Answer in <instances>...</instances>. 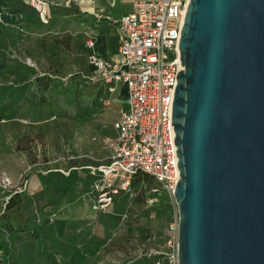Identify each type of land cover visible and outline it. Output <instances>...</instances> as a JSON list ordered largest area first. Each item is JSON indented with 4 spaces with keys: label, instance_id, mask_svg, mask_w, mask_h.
Wrapping results in <instances>:
<instances>
[{
    "label": "rangeland",
    "instance_id": "1",
    "mask_svg": "<svg viewBox=\"0 0 264 264\" xmlns=\"http://www.w3.org/2000/svg\"><path fill=\"white\" fill-rule=\"evenodd\" d=\"M88 7L57 4L46 25L30 9L19 27L0 23V182L12 183L0 184V264H173L164 241L177 206L164 195L151 206L152 183L137 176L108 213L95 215L91 177L49 171L107 161L123 107L86 67L85 29L95 21Z\"/></svg>",
    "mask_w": 264,
    "mask_h": 264
},
{
    "label": "water",
    "instance_id": "2",
    "mask_svg": "<svg viewBox=\"0 0 264 264\" xmlns=\"http://www.w3.org/2000/svg\"><path fill=\"white\" fill-rule=\"evenodd\" d=\"M171 102L177 264H264V0H187Z\"/></svg>",
    "mask_w": 264,
    "mask_h": 264
},
{
    "label": "built area",
    "instance_id": "3",
    "mask_svg": "<svg viewBox=\"0 0 264 264\" xmlns=\"http://www.w3.org/2000/svg\"><path fill=\"white\" fill-rule=\"evenodd\" d=\"M59 1L69 6L83 0ZM24 2L40 23H49L51 0ZM131 4L132 11L119 20L106 18L123 35L118 47L119 66H112L95 52L88 57L95 76L111 88L121 84L126 89V107L113 123L116 138L110 157L104 163L84 167L93 179L89 196L94 213H108L115 198L130 191L137 174H144L157 184L148 198L151 206L163 195L175 202L177 153L171 140L170 115L176 75L183 70L177 45L187 0H131ZM94 16L103 18L99 13ZM87 46L94 47L92 39ZM0 184L12 187L7 178L1 179ZM178 219L177 216L168 225L164 241L173 264H177Z\"/></svg>",
    "mask_w": 264,
    "mask_h": 264
},
{
    "label": "crops",
    "instance_id": "4",
    "mask_svg": "<svg viewBox=\"0 0 264 264\" xmlns=\"http://www.w3.org/2000/svg\"><path fill=\"white\" fill-rule=\"evenodd\" d=\"M52 1V7H51V18L54 11V6L57 4H60L59 0L58 3H56L55 0ZM85 3L89 6L85 11L89 14H92L93 18H95L94 14L99 13L103 18L97 19L95 18V21H89L88 26L85 29L86 33L89 35L85 42V47L83 49V54L85 56L86 60V67L90 74H93L92 67L88 63V57L92 53L86 54V49H89L90 47L87 46L88 40H93L94 44V50L96 55L103 59L104 61L110 63L112 66L117 67L120 64V58L118 56V47L123 39L122 32L120 31L119 27L115 25L114 23L110 22L106 18H109L111 20H119L121 17L129 14L132 11V4L131 0H106L105 3L98 2L97 8H93L94 0H85ZM2 15V16H1ZM8 20V21H7ZM51 20V19H50ZM21 21V15L20 14H10L7 11V3L0 1V23L6 24L8 26L12 27H19ZM18 22V23H17ZM50 22V21H49ZM108 85V84H106ZM116 90L112 94V97L114 98L115 103H121L123 110L126 107V89L123 85L119 84L116 85ZM119 111V112H120ZM116 117H114L111 126H112V132L115 135L116 138V131L113 128V123L117 119L118 114ZM75 144L78 148L82 147L85 143L84 136L81 134L76 133L74 136ZM73 147V151H76L78 148ZM106 161L102 162H83L82 164L73 163V165H70L68 168L64 167L63 165L58 166L57 168H51L49 169L50 172H60L64 171L66 169V174L72 175L73 173L76 174L79 178L82 179H89L90 176L88 174V171L84 168L85 166L93 163H104ZM71 163V162H69ZM62 167V169L60 168ZM65 174V175H66ZM66 175V176H67ZM40 198H44V196H39ZM88 205L90 204V196H88ZM103 213H101L102 215ZM95 215H98L95 213Z\"/></svg>",
    "mask_w": 264,
    "mask_h": 264
},
{
    "label": "trees",
    "instance_id": "5",
    "mask_svg": "<svg viewBox=\"0 0 264 264\" xmlns=\"http://www.w3.org/2000/svg\"><path fill=\"white\" fill-rule=\"evenodd\" d=\"M1 1H6V2H8V1H10V0H1ZM28 9H30V10H32L25 2H24V0H19V1H17L16 0V2H15V5L13 6V7H10L9 8V10H8V12L10 13V14H23L26 10H28ZM33 11V10H32ZM34 12V11H33ZM35 14V13H34ZM35 16H36V14H35ZM36 18H37V16H36ZM37 20H38V18H37ZM39 21V20H38ZM137 176H140L145 182L147 181V182H150V183H152V185L153 186H155L154 188H156L157 187V184L151 179V178H149L148 176H146V175H144V174H137ZM136 176V177H137ZM16 197L15 198H17V194L15 195ZM13 199H10V201H9V203H8V206H7V208H10L11 206H12V204H13V201H12ZM115 201V200H114ZM113 206H114V203H113ZM113 206H112V208H113ZM97 214V213H96Z\"/></svg>",
    "mask_w": 264,
    "mask_h": 264
},
{
    "label": "bare ground",
    "instance_id": "6",
    "mask_svg": "<svg viewBox=\"0 0 264 264\" xmlns=\"http://www.w3.org/2000/svg\"><path fill=\"white\" fill-rule=\"evenodd\" d=\"M2 16V15H1ZM8 21V20H7ZM18 23V22H17ZM110 91H111V93H113V92H115V90H116V87H112V88H110L109 89Z\"/></svg>",
    "mask_w": 264,
    "mask_h": 264
}]
</instances>
